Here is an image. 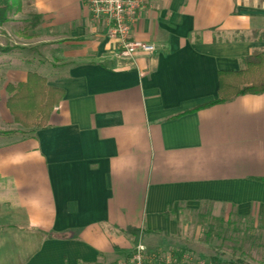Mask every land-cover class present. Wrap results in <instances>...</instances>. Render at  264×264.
Returning <instances> with one entry per match:
<instances>
[{
    "label": "crops",
    "instance_id": "0c3cea01",
    "mask_svg": "<svg viewBox=\"0 0 264 264\" xmlns=\"http://www.w3.org/2000/svg\"><path fill=\"white\" fill-rule=\"evenodd\" d=\"M23 5L38 26L1 33L15 45L0 58L15 126L1 130L15 132L0 136V264H115L129 229L147 252L176 253L162 242L184 240L186 214L264 228V93L205 107L219 72L264 50V0H157L131 30L155 51L129 60L83 0ZM29 73L63 96L44 128L21 132L5 88Z\"/></svg>",
    "mask_w": 264,
    "mask_h": 264
},
{
    "label": "trees",
    "instance_id": "16d2710c",
    "mask_svg": "<svg viewBox=\"0 0 264 264\" xmlns=\"http://www.w3.org/2000/svg\"><path fill=\"white\" fill-rule=\"evenodd\" d=\"M20 4L21 0H0V25L8 21L7 15L19 11ZM28 23L32 29L37 27L40 23L39 16L30 12ZM255 36L264 41V32L255 34ZM0 51L5 52L6 50ZM242 62L244 67L238 72L230 75L224 72L218 73V99L206 104L205 107L225 103L243 95L264 93V50L254 51ZM5 91L8 96L6 108L13 122L20 126L21 132L44 128L51 111L63 96L61 90L48 87L44 78L36 73H29L24 83L8 84ZM14 132L13 130H0V136ZM261 181L264 183V177ZM127 232L133 237L135 245L138 244L139 232L131 229ZM210 260L213 264H226L217 258Z\"/></svg>",
    "mask_w": 264,
    "mask_h": 264
},
{
    "label": "rangeland",
    "instance_id": "374dc122",
    "mask_svg": "<svg viewBox=\"0 0 264 264\" xmlns=\"http://www.w3.org/2000/svg\"><path fill=\"white\" fill-rule=\"evenodd\" d=\"M24 2L25 0H21L19 11L7 15L8 21L0 25V50H8L9 46H15L13 43L4 41L1 34L10 29L9 22H19L26 18L30 20V11L24 8ZM17 13L20 14L15 15ZM21 26L24 27L22 24L18 25V27ZM2 53L3 51H0V58ZM1 105L0 102V110ZM14 126L13 124H6L0 111V130L1 128L10 129ZM186 215L187 236L184 240L179 238L174 242L170 239H164L162 242L164 246L169 247L173 243L175 244L174 249H178V252L188 254L194 259L217 258L226 264H264V228L258 227L253 220H241L233 214H230L227 220L224 217L223 219L213 217L209 213H203L199 219L191 218L189 214ZM196 222L199 224V228L195 227ZM145 252L161 257L172 251L161 249L154 252L145 250Z\"/></svg>",
    "mask_w": 264,
    "mask_h": 264
},
{
    "label": "built area",
    "instance_id": "2783aa9c",
    "mask_svg": "<svg viewBox=\"0 0 264 264\" xmlns=\"http://www.w3.org/2000/svg\"><path fill=\"white\" fill-rule=\"evenodd\" d=\"M157 0H83L91 19L105 27V37L113 45V56L129 60L137 53L152 54L155 46L131 36L132 27L140 16ZM115 264H213L210 259H194L188 254H148L141 244L134 245L130 254Z\"/></svg>",
    "mask_w": 264,
    "mask_h": 264
}]
</instances>
